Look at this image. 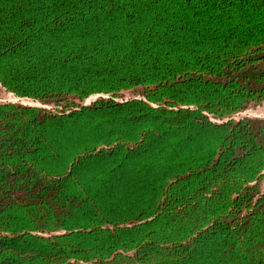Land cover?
<instances>
[{
    "label": "trees",
    "instance_id": "1",
    "mask_svg": "<svg viewBox=\"0 0 264 264\" xmlns=\"http://www.w3.org/2000/svg\"><path fill=\"white\" fill-rule=\"evenodd\" d=\"M2 90L0 264H264V0H0Z\"/></svg>",
    "mask_w": 264,
    "mask_h": 264
},
{
    "label": "rangeland",
    "instance_id": "2",
    "mask_svg": "<svg viewBox=\"0 0 264 264\" xmlns=\"http://www.w3.org/2000/svg\"><path fill=\"white\" fill-rule=\"evenodd\" d=\"M134 91H125L123 93V97L124 98H130L135 96ZM97 96L92 97L90 100L95 99ZM0 100L1 101H19V102H23V103H31L34 104L33 101L29 100V99H20L18 97H16L14 94L7 92L6 90H2L0 92ZM89 100V101H90ZM35 104H40V103H35ZM243 117H259V118H264V102L262 104L259 105H255L250 107L249 109L240 112L236 115V118H243Z\"/></svg>",
    "mask_w": 264,
    "mask_h": 264
}]
</instances>
